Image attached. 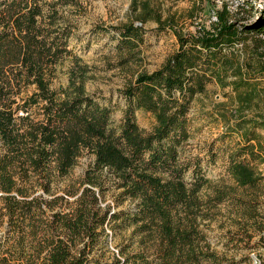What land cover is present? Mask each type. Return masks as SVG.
<instances>
[{
	"label": "trees",
	"instance_id": "obj_1",
	"mask_svg": "<svg viewBox=\"0 0 264 264\" xmlns=\"http://www.w3.org/2000/svg\"><path fill=\"white\" fill-rule=\"evenodd\" d=\"M44 7L45 0H0V202L11 235L0 242V264H232L214 249L206 222L222 205L246 224L261 214L264 113L229 127L239 138L228 161L232 184L201 174L188 183L180 148L191 136L193 103L210 85L228 89L243 108L260 97L234 48L264 35V14L242 24L224 8L209 27L185 33L174 15L144 3L140 25L113 28V68L129 77L115 124L112 109L86 91L89 73L78 60L68 87L52 88V68L71 54L73 33L55 12L46 19ZM148 21L172 31L178 48L156 70L140 71ZM138 110L153 116L150 132L139 126ZM85 156L92 162L71 178ZM204 187L212 190L206 197ZM107 228H133L123 261L108 249Z\"/></svg>",
	"mask_w": 264,
	"mask_h": 264
},
{
	"label": "rangeland",
	"instance_id": "obj_2",
	"mask_svg": "<svg viewBox=\"0 0 264 264\" xmlns=\"http://www.w3.org/2000/svg\"><path fill=\"white\" fill-rule=\"evenodd\" d=\"M144 3L156 9L164 18L174 15L178 21L177 29L185 33H196L202 27H209L211 22L217 20V12L224 8L242 24L259 22L264 14V0H45L46 19L55 12L61 26H69L73 33L68 47L71 54L52 68V88L59 92L68 87L72 72L78 69V60L89 73L86 91L102 105L110 107L113 122L119 124L126 108L120 91L129 77L113 68L117 45L113 28L129 22L140 25L137 19ZM144 28L147 33L146 44L142 47L144 62L139 70L154 71L177 50V38L170 30L159 32L154 21H148ZM234 59L240 61L243 77L257 84L260 97L243 108L236 102L235 94L232 101L227 96L229 90L221 89L216 83L209 86L205 95L198 96L190 113L191 136L180 148V163L189 166L185 174L188 183L201 174L214 185L232 184L227 171L228 161L239 138L231 135L232 128L229 127L241 117L251 119L264 113V35H252L246 43L238 44L234 48ZM135 115L142 130L150 132L155 123L153 116L143 110H138ZM92 160L89 156L82 158L71 173V178L81 176ZM258 168L264 173V164L258 165ZM211 193V189L204 187L201 195L206 197ZM262 201L261 214L249 224L235 210L224 205L217 208L211 222H206V231L214 249L232 264L234 260L249 263L247 256L250 264H254V259L262 263L264 244L260 238L264 236V197ZM126 207H130V204L127 203ZM2 208L0 202V242L5 244L11 235H8L10 228L7 218L1 216ZM132 231L133 228H128L115 233L107 228L108 249L122 261L119 251L131 244ZM242 239L244 241L241 242ZM248 239L251 241L246 248ZM8 247L3 245L2 250L8 251ZM5 256L12 259L7 252Z\"/></svg>",
	"mask_w": 264,
	"mask_h": 264
},
{
	"label": "built area",
	"instance_id": "obj_3",
	"mask_svg": "<svg viewBox=\"0 0 264 264\" xmlns=\"http://www.w3.org/2000/svg\"><path fill=\"white\" fill-rule=\"evenodd\" d=\"M112 250H113L114 252L118 253V251L115 250L114 248H112ZM254 264H260V263H258L257 259H254Z\"/></svg>",
	"mask_w": 264,
	"mask_h": 264
}]
</instances>
